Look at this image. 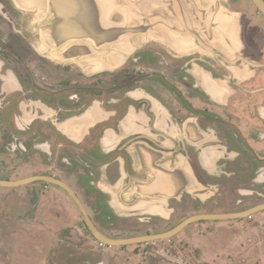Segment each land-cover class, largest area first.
<instances>
[{
	"label": "flooded vegetation",
	"instance_id": "af4514ba",
	"mask_svg": "<svg viewBox=\"0 0 264 264\" xmlns=\"http://www.w3.org/2000/svg\"><path fill=\"white\" fill-rule=\"evenodd\" d=\"M35 177L66 184L113 240L264 205V0H0V181ZM175 178L181 196L145 212L156 193L139 186ZM178 216L166 232L110 233ZM17 230L48 250L49 236L82 242L84 230L100 245L43 180L0 186V250L11 264L53 261L13 248Z\"/></svg>",
	"mask_w": 264,
	"mask_h": 264
},
{
	"label": "rangeland",
	"instance_id": "374dc122",
	"mask_svg": "<svg viewBox=\"0 0 264 264\" xmlns=\"http://www.w3.org/2000/svg\"><path fill=\"white\" fill-rule=\"evenodd\" d=\"M122 71L124 70H121L123 74ZM107 78L109 77H104V79ZM48 83L54 84V81ZM45 87L54 88L49 85H45ZM217 201H221V199L218 198ZM207 210H221V203L217 206H210L203 211ZM182 220L184 217L178 216L170 225L154 221L155 229L151 231L147 229L153 225H144L143 227L132 228L135 230L134 232H124L118 228L113 229L110 233L113 236L130 235L134 237L145 234L144 232L156 234V232H166ZM142 228L146 231L143 232ZM17 231L19 232L16 236L6 235L4 239L13 238L15 243L13 248L15 247L17 250L26 248L28 249L27 253L31 250L34 259H36V254L40 253L39 257L50 260V262L52 260V262L67 263L74 261L72 264H79L84 260L92 262L102 260L109 264H264V212L241 221H208L190 225L172 239L139 246L134 245L130 248L100 247L99 243L84 230L82 242L78 238H75V242H73L71 236H66L64 243H62L61 239L57 240L55 236H49L48 244L51 242L53 245H49L48 250L47 245H37L38 241L41 240L40 238L23 235V230ZM46 239L47 237H42V240L45 241ZM73 243H78L80 250L67 252L66 249ZM5 246L7 250L4 249V252L0 250V258L6 261L5 264H11L15 260L13 259L14 255H10L8 252L10 248L6 244ZM71 254L75 256L70 257Z\"/></svg>",
	"mask_w": 264,
	"mask_h": 264
},
{
	"label": "water",
	"instance_id": "95a60500",
	"mask_svg": "<svg viewBox=\"0 0 264 264\" xmlns=\"http://www.w3.org/2000/svg\"><path fill=\"white\" fill-rule=\"evenodd\" d=\"M36 180H43L46 183H49V184H52L55 186H59V187L65 189L73 197V199L78 203V205L82 209V211L86 217V221L88 222V226H89L91 232L93 233V235L95 236V238L100 243L104 244L107 247H111V248L112 247H124V246H129V245H138V244H149V243H154V242H158V241L169 240V239H172L173 237L177 236L186 227L190 226L193 223L199 222V221H203V220H207V221L242 220L245 218L252 217L253 215H255L257 213L264 211V205H261L257 208H254L252 210H249V211H246L243 213H239V214L196 216V217H192V218L186 220L185 222L180 224L178 227H176L172 231H169V232H166L163 234L147 235V236H142V237H138L135 239L113 240V239H109V238L105 237L95 228V226L93 225L91 220L88 218L87 213L85 212L80 200L75 196L73 191L66 184H64L62 182L55 181V180L50 179V178L35 177V178L28 179V180L20 181L17 183L0 181V186L16 187V186H21V185H24L27 183H31V182L36 181Z\"/></svg>",
	"mask_w": 264,
	"mask_h": 264
},
{
	"label": "crops",
	"instance_id": "0c3cea01",
	"mask_svg": "<svg viewBox=\"0 0 264 264\" xmlns=\"http://www.w3.org/2000/svg\"><path fill=\"white\" fill-rule=\"evenodd\" d=\"M183 162L187 165L185 161H182V159L178 158L175 161L171 162H166V166L170 169V171L177 172L176 168L179 170L180 168H183ZM187 180V178L185 179ZM188 180H190L188 178ZM108 186V184H107ZM114 188V187H113ZM140 190H147L149 193H156L155 196L153 197L154 202H149L147 205L144 206L143 210L145 212L150 213L155 210H160L163 211V207L166 208V203L164 199L168 198H174L177 197L178 194L181 196V192L186 188V186L181 185L177 178L173 179L172 181H169L166 184L160 183V185H154V186H139ZM139 190V189H138ZM145 191V193H148ZM142 192V191H141ZM140 192V194H141ZM148 197L147 194L142 195Z\"/></svg>",
	"mask_w": 264,
	"mask_h": 264
},
{
	"label": "built area",
	"instance_id": "2783aa9c",
	"mask_svg": "<svg viewBox=\"0 0 264 264\" xmlns=\"http://www.w3.org/2000/svg\"><path fill=\"white\" fill-rule=\"evenodd\" d=\"M100 247H104L105 248L106 246L104 244L100 243Z\"/></svg>",
	"mask_w": 264,
	"mask_h": 264
}]
</instances>
